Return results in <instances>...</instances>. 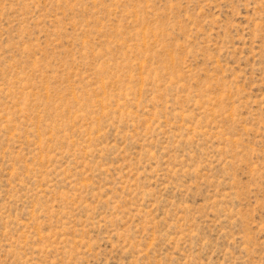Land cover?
I'll use <instances>...</instances> for the list:
<instances>
[{"label": "rangeland", "instance_id": "obj_1", "mask_svg": "<svg viewBox=\"0 0 264 264\" xmlns=\"http://www.w3.org/2000/svg\"><path fill=\"white\" fill-rule=\"evenodd\" d=\"M0 264H264V0H0Z\"/></svg>", "mask_w": 264, "mask_h": 264}]
</instances>
